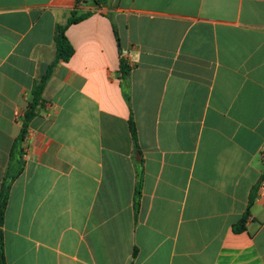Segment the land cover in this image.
Segmentation results:
<instances>
[{"label": "crops", "instance_id": "1", "mask_svg": "<svg viewBox=\"0 0 264 264\" xmlns=\"http://www.w3.org/2000/svg\"><path fill=\"white\" fill-rule=\"evenodd\" d=\"M75 4L0 0V193ZM86 12L22 144L7 264H264V181L233 230L264 173V0H82Z\"/></svg>", "mask_w": 264, "mask_h": 264}, {"label": "trees", "instance_id": "2", "mask_svg": "<svg viewBox=\"0 0 264 264\" xmlns=\"http://www.w3.org/2000/svg\"><path fill=\"white\" fill-rule=\"evenodd\" d=\"M82 2V0H76V4L74 9L71 11V16L69 21L66 25H59L56 27L55 33V42H56V55L54 61L47 67L44 75L41 79L34 85L32 89V100L28 104L27 110L22 117V128L20 131L19 136L15 140L11 152H10V159L9 164L6 170V174L3 179L2 183V190L0 193V264H7L6 261V254H5V242H4V233H3V225L5 219V213L8 205L9 199V192L12 183L21 175L23 168H24V151L22 144L26 140L28 135L30 123L38 116L40 109L43 105L44 98L43 94L45 88L53 75L54 69L61 63V62H69L70 59L74 55V47L69 41L67 37V30L70 26L78 24L93 14L92 12H86L84 14L78 15V6ZM97 6H103L107 3V0H94ZM115 35L116 41L118 44V51H119V60H120V80L122 89L124 91V97L126 101L129 103L130 99L128 93L126 92L127 89V80L131 72V68L128 65L127 60L123 56V49L119 34L117 29L115 28ZM130 129L133 135V139L136 146V154L138 160V183L135 191V200H134V207H135V216H138L140 210V201L142 195V182H143V158L141 153L139 152L138 142H137V130L136 124L133 118V115L130 117ZM264 181V173L260 177L258 185H255L252 189L249 203L241 220L234 225L233 230L235 233H241L246 230V222L251 217V210L254 205L256 196L255 193L259 187V184Z\"/></svg>", "mask_w": 264, "mask_h": 264}, {"label": "built area", "instance_id": "3", "mask_svg": "<svg viewBox=\"0 0 264 264\" xmlns=\"http://www.w3.org/2000/svg\"><path fill=\"white\" fill-rule=\"evenodd\" d=\"M263 192H264V187H263Z\"/></svg>", "mask_w": 264, "mask_h": 264}]
</instances>
